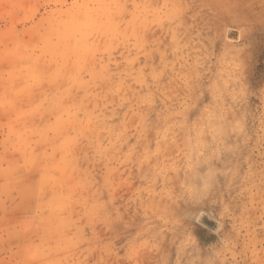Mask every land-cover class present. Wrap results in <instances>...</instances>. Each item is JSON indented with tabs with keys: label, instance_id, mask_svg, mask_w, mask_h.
I'll use <instances>...</instances> for the list:
<instances>
[{
	"label": "rangeland",
	"instance_id": "obj_1",
	"mask_svg": "<svg viewBox=\"0 0 264 264\" xmlns=\"http://www.w3.org/2000/svg\"><path fill=\"white\" fill-rule=\"evenodd\" d=\"M0 264H264V0H0Z\"/></svg>",
	"mask_w": 264,
	"mask_h": 264
}]
</instances>
